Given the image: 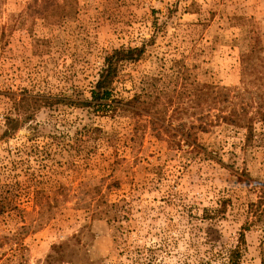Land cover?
I'll list each match as a JSON object with an SVG mask.
<instances>
[{
  "label": "rangeland",
  "instance_id": "374dc122",
  "mask_svg": "<svg viewBox=\"0 0 264 264\" xmlns=\"http://www.w3.org/2000/svg\"><path fill=\"white\" fill-rule=\"evenodd\" d=\"M255 42L264 0H0V264H264Z\"/></svg>",
  "mask_w": 264,
  "mask_h": 264
},
{
  "label": "trees",
  "instance_id": "16d2710c",
  "mask_svg": "<svg viewBox=\"0 0 264 264\" xmlns=\"http://www.w3.org/2000/svg\"><path fill=\"white\" fill-rule=\"evenodd\" d=\"M55 2V1H54ZM57 3H55L56 5ZM262 44L261 42H255L252 45H250L249 49L244 50L242 52L241 56V64H242V73H243V84L245 88L252 84V82L256 83H262L264 84V56L261 55L260 52H262ZM145 47H128V48H120L113 50L110 54H108L105 58L106 66L101 72L96 84L91 88V99L81 101L82 105H91L93 101L99 105H108L109 100H112V102H115L114 107L117 108L120 105V102L123 101L122 98H113V89L112 84L115 80V78L118 75V67L123 62L128 61H138L140 60L144 53H145ZM258 53V56L256 54ZM252 76V77H251ZM264 96V93L262 94ZM40 98V97H39ZM37 98V99H39ZM48 100L49 98H45ZM23 100H25L24 109H29L30 107L26 103V97H23ZM140 102L141 99L139 95L134 96L131 99L127 100L128 104L133 105L134 111L137 113H141V107L136 102ZM69 103L72 105L73 101L69 98ZM53 104V102H52ZM54 105V104H53ZM20 108L21 114L16 115V117H10L9 124H7V128L4 132V136L11 134L16 129L20 127V125L23 122L29 121V119L32 117L33 113L29 112L27 113V110H24ZM147 111H152L151 108L145 107ZM245 112V110H244ZM235 113V112H234ZM24 117V120H21ZM258 118L261 121H264V105H261L257 108L255 116H251L250 120L252 118L251 123L247 125L249 129H252V122L253 120ZM245 126V125H244ZM234 127V126H233ZM237 127V126H236ZM235 127V128H236ZM25 151V149H20L21 154ZM5 165L0 166V171ZM20 175V174H19ZM233 253H237V250H231ZM236 256H232L230 259L231 264H239V262L236 259Z\"/></svg>",
  "mask_w": 264,
  "mask_h": 264
}]
</instances>
